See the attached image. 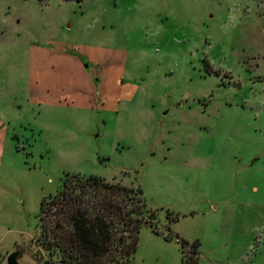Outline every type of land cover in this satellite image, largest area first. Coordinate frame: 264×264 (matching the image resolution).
Listing matches in <instances>:
<instances>
[{"label": "rangeland", "instance_id": "rangeland-1", "mask_svg": "<svg viewBox=\"0 0 264 264\" xmlns=\"http://www.w3.org/2000/svg\"><path fill=\"white\" fill-rule=\"evenodd\" d=\"M74 173L141 188L132 264H264V0H0V264Z\"/></svg>", "mask_w": 264, "mask_h": 264}, {"label": "trees", "instance_id": "trees-1", "mask_svg": "<svg viewBox=\"0 0 264 264\" xmlns=\"http://www.w3.org/2000/svg\"><path fill=\"white\" fill-rule=\"evenodd\" d=\"M156 212L139 186L110 183L96 175L66 174L58 193L41 201L36 245L45 264H132L139 233H155ZM181 243L183 264H198V242Z\"/></svg>", "mask_w": 264, "mask_h": 264}, {"label": "water", "instance_id": "water-1", "mask_svg": "<svg viewBox=\"0 0 264 264\" xmlns=\"http://www.w3.org/2000/svg\"><path fill=\"white\" fill-rule=\"evenodd\" d=\"M20 257V252L19 250H15L11 252L7 257H6V264H18V259Z\"/></svg>", "mask_w": 264, "mask_h": 264}]
</instances>
